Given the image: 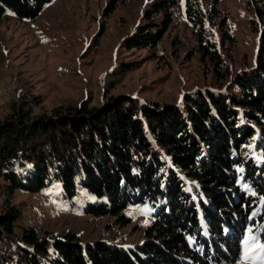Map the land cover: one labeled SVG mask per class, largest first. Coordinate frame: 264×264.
Instances as JSON below:
<instances>
[{
	"label": "trees",
	"instance_id": "obj_1",
	"mask_svg": "<svg viewBox=\"0 0 264 264\" xmlns=\"http://www.w3.org/2000/svg\"><path fill=\"white\" fill-rule=\"evenodd\" d=\"M51 1L0 0V21L8 12L35 18ZM178 1L152 0L145 17L162 15V21L139 26L126 47L156 45ZM247 3L260 23L259 43L252 66L236 72L227 87L236 91L194 89L176 104L119 95L91 106L84 99L37 116L18 107L0 121V178L7 194L0 209V264H217L240 259L249 229L261 226L264 238V0ZM184 8L199 30L217 12L202 0H184ZM209 54L218 65L216 49ZM51 184L61 186L65 199L85 191L94 198L86 213L113 215L122 224L129 223L127 206L150 205L145 241L126 249L105 241L84 244L74 233L42 237L34 227L17 234L21 210L10 196Z\"/></svg>",
	"mask_w": 264,
	"mask_h": 264
},
{
	"label": "rangeland",
	"instance_id": "obj_2",
	"mask_svg": "<svg viewBox=\"0 0 264 264\" xmlns=\"http://www.w3.org/2000/svg\"><path fill=\"white\" fill-rule=\"evenodd\" d=\"M151 2L53 0L32 19L6 13L0 21V121L18 107L37 116L84 99L91 106L119 95L176 104L194 89L236 91L231 84L227 87L236 72L252 66L259 43L260 23L248 0H202L204 8L214 4L217 10L203 30L187 21L184 0H179L156 45L129 49L125 41L139 26L162 21V15L146 19ZM212 49L218 65L209 54ZM249 149L245 145L242 152ZM6 197L0 178V209ZM9 200L21 210L17 234L34 227L42 237L74 233L84 244L105 241L126 249L145 241L144 229L153 213L148 204L127 206V224L113 215L89 214L86 208L93 196L78 191L65 199L59 184L38 192L16 189ZM241 256L217 264H239Z\"/></svg>",
	"mask_w": 264,
	"mask_h": 264
},
{
	"label": "snow or ice",
	"instance_id": "obj_3",
	"mask_svg": "<svg viewBox=\"0 0 264 264\" xmlns=\"http://www.w3.org/2000/svg\"><path fill=\"white\" fill-rule=\"evenodd\" d=\"M260 227L257 226L255 232L249 229L244 237L239 264H264V238L259 235Z\"/></svg>",
	"mask_w": 264,
	"mask_h": 264
}]
</instances>
